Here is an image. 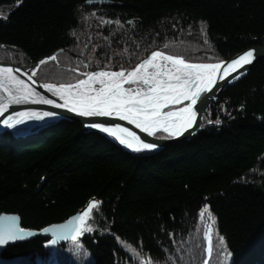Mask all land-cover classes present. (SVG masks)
Listing matches in <instances>:
<instances>
[{"label":"trees","instance_id":"16d2710c","mask_svg":"<svg viewBox=\"0 0 264 264\" xmlns=\"http://www.w3.org/2000/svg\"><path fill=\"white\" fill-rule=\"evenodd\" d=\"M258 44L264 0H0V61L27 66L63 49L36 68L39 81L127 71L156 49L215 62ZM38 128L0 134V214H18L21 227L39 230L92 200L101 202L99 211L87 222L93 231L75 244L54 248L37 236L9 245L4 257L19 256L18 264H203L207 223L199 211L207 205L215 218L208 264L225 260L217 257V235L222 253H230L226 264H264V59L220 94L199 131L181 143L128 153L78 122Z\"/></svg>","mask_w":264,"mask_h":264},{"label":"snow or ice","instance_id":"6c2138e0","mask_svg":"<svg viewBox=\"0 0 264 264\" xmlns=\"http://www.w3.org/2000/svg\"><path fill=\"white\" fill-rule=\"evenodd\" d=\"M86 2L91 4L92 0H86ZM91 15L95 16L96 14L93 12ZM3 18L6 19V17ZM113 23L122 27L119 20H101L102 25ZM132 23L133 21H128V24ZM202 30L206 34V29ZM71 35L75 36L76 34L73 32ZM105 39L107 40V37ZM169 47V44L164 45L165 49ZM256 54L257 50H249L246 54H241L228 62L193 63L187 61L183 56L166 54L159 50L153 51L131 71L100 70L78 73L85 78L78 79L76 83L43 86L47 91L58 96L63 103H56L52 99L41 96L28 83L15 75L12 68L0 67V92L5 94L0 95V117H4L10 105L46 104L85 117L115 116L122 121L135 125L136 128L149 136H154L158 131H162L169 136L176 137L194 127L197 112L193 110V106L197 104L201 93L211 91L218 83V70L221 71L220 80L225 79L224 73L231 75L228 73V69L237 72V75L232 76V80H237L244 75L243 72L238 71V67L242 68L245 64H251L256 58ZM56 59V55L45 58L39 62L36 68L50 60L56 61ZM90 62H92L91 58ZM87 66L85 65V67ZM72 71L78 72V69H72ZM15 72H19V69H16ZM35 74L36 71L33 70L28 79L31 80ZM184 101L190 103L183 107L174 108L175 105H180ZM57 115L58 113L47 111L42 114L34 111L20 112L15 115H8L0 123L8 128H15L17 125L24 124L26 119L42 120L45 117ZM216 123L219 124L220 121L217 120ZM89 127L99 129L101 132L114 137L120 144L137 152L157 147L155 144L141 142L135 133L121 125L106 127L101 124H91ZM100 203L95 200L89 202L86 209L69 221L68 225L43 229V232H51L53 235L49 244H56L58 239L66 240L69 238L75 244L78 242L79 236L92 232L93 228L87 222L92 218L94 210L99 211ZM199 217L207 223V228L204 230L207 240L205 251L211 257L214 249L215 218L207 205L201 208ZM31 235L33 233L25 232L17 226L15 217H0V246L9 241L23 240ZM215 247L217 257H219L224 249L223 237L217 235ZM223 254L225 260H218V264H226L227 257L230 256V253L226 251ZM145 264H151L150 259ZM203 264H208V260H204Z\"/></svg>","mask_w":264,"mask_h":264},{"label":"water","instance_id":"95a60500","mask_svg":"<svg viewBox=\"0 0 264 264\" xmlns=\"http://www.w3.org/2000/svg\"><path fill=\"white\" fill-rule=\"evenodd\" d=\"M60 50H63V49H59V50L53 52L51 55H48L46 57H42L38 61H34L30 65H28L26 67H23L21 65L15 64V63L4 62V61H0V67H10V68H12L14 70V74L15 75H17L20 79H23L26 83H28L30 85V87H32L41 96H43V97H45L47 99H52L56 103H63V101L60 100V98L58 96L54 95L52 92L47 91L43 87L44 85H47V84H52V85H55V86L56 85L59 86L60 84L38 81L34 76H32L31 80L28 79V77L31 75L33 70L36 69V66L39 64L40 61L45 60V58L53 56L54 54H56V52H58ZM249 50H257V54H256V58L253 60V62L251 64H245L242 68L238 67V71L239 72H243L244 75L240 76V78L237 79V80H232V76L237 75V72L233 71L231 69H228V73H231V75H228L227 73H224L225 79L220 80L219 77L221 75V71L218 70V72H217L218 83L212 88L211 91H206V92L201 93L199 98H198V100H197V104L193 106V110L197 112L196 122H195L194 127L188 129L187 131H185L180 136H176V137H172V136H169V137H158L156 135L149 136L147 133L142 132L139 128H136L135 125L129 124L127 121H122L118 117H115V116H112V117H104V116H89V117H85V116H80L77 113L69 112L66 109L55 108L52 105H46V104L22 103V104H18V105H10L9 109L5 113L4 117H0V121H2L3 119H6L8 115H15L16 113H20V112L34 111V112H37L39 114H42L43 112H46V111L47 112H55V113H58L57 116H55V117H47L46 121H44L42 123L45 124V123H47L49 121H61V120L78 122L81 125V127H82V129L84 131L98 133L100 136H103L106 139H108L109 141H111L114 145H116L122 151L128 152V153L137 152V151H134L132 148H128L125 145L120 144L119 141L116 140L114 137H112V136H110V135H108V134H106L104 132H101L99 129L93 128V127H89V125H91V124H101V125L106 126V127H112V126H115V125H121L122 127H124L126 129H128L129 131L135 133V135L140 138L141 142H143V143H151V144H155L157 146L154 149L141 150V151H138V152H146V151L158 150V149L164 148L166 146H169V145H172V144L181 143L183 141H186V140H189L190 138H192L197 133V131H199V129L201 128V126L203 124V116H204V114L206 113L208 108L211 106V104L214 101L217 100V98L220 96V94L228 86H231V85L235 84L236 82L240 81L243 77H245L250 72L252 67L258 61L264 59V44L252 45V46H249V47H247V48H245V49L233 54L232 56H230L228 58H225V59H222V60H219V61H216V62H208V63H222V62L232 61V60L236 59L237 57H239L241 54H246ZM16 69H19V72H15ZM33 81H35V83H33ZM229 81H231V82H229ZM188 103H190V102H187L186 104H184V105H182L180 107H183V106L187 105ZM175 108H179V107H175ZM14 129L15 128H8V127L4 126L2 123H0V132H6V131L12 132V131H14ZM124 135L126 136V134H124ZM133 143H134V146H135V142L134 141H133ZM83 211H84V208L81 209L80 211L76 212L75 214L71 215L68 219H66L64 221L51 223V224L47 225L46 227H44L42 229H39V230L27 229V228L21 227V225H20L21 219H20V216L18 214H15V213H1L0 217H15L17 226L19 228L23 229L25 232L33 233V235L28 236L27 238H25L23 240L9 241L8 243L0 246V264H18L19 263V260H20L19 256L4 257L2 255L3 252L5 251V249L9 245H12L14 243L27 241V240H30V239H32L34 237H37V236L48 237L51 240L53 238L52 233L51 232L45 233V232L42 231L43 229H45V228H58L61 225H68L69 221H71L78 214H81ZM69 241H72L71 238L66 239V240L65 239H58V242L56 244H49V245H51L52 247H57V246H59L61 244L69 242Z\"/></svg>","mask_w":264,"mask_h":264},{"label":"rangeland","instance_id":"374dc122","mask_svg":"<svg viewBox=\"0 0 264 264\" xmlns=\"http://www.w3.org/2000/svg\"><path fill=\"white\" fill-rule=\"evenodd\" d=\"M157 50V49H156ZM150 54V53H149ZM145 59V58H144ZM141 62V61H140ZM139 62V63H140ZM216 62V61H215ZM138 63V64H139ZM193 63H208V62H193ZM31 64V63H30ZM29 64V65H30ZM137 64V65H138ZM28 66V65H27ZM23 67H26V66H23ZM39 81V80H38ZM43 82H45V81H43ZM51 83H54V82H51ZM76 83V82H75ZM55 84H57V83H55ZM126 87H127V85H125ZM187 102H189V101H184L182 104H180V105H175L174 106V108L175 107H180V106H182V105H184V104H186ZM42 123V121H39V122H37V123H35V124H33V125H24V124H22V125H18V126H16L15 127V131H18V132H24V131H30L31 129H32V127L33 126H38V125H40ZM160 134H163V135H160ZM165 135H168L167 133H164V132H162V131H158L157 133H156V136H159V137H165ZM169 136V135H168ZM86 209V208H85ZM206 243H207V241H206ZM223 253H221V255H222ZM220 255V256H221ZM37 262V264H46L48 261H46V263H44L41 259H37L36 260ZM142 261L144 262V258L142 259ZM142 262V263H143Z\"/></svg>","mask_w":264,"mask_h":264},{"label":"bare ground","instance_id":"6f19581e","mask_svg":"<svg viewBox=\"0 0 264 264\" xmlns=\"http://www.w3.org/2000/svg\"><path fill=\"white\" fill-rule=\"evenodd\" d=\"M157 50H159V51H161L160 49H157ZM157 50H154V51H157ZM153 52V51H152ZM151 54V53H150ZM166 54H169V53H166ZM10 63H12V62H10ZM16 64V63H15ZM19 65V64H18ZM136 67V66H135ZM135 67H133V68H135ZM132 68V69H133ZM132 69H130V70H127V71H131ZM36 70V69H35ZM48 83H51V82H48ZM57 84H67V83H57ZM57 86V85H56ZM0 95H5L4 93H2V92H0ZM46 119H47V117H45L44 119H42V120H36V119H26L25 120V123H24V125H33V124H35V123H37V122H39V121H42V122H44V121H46ZM48 261H50V259L48 260ZM49 264V263H48Z\"/></svg>","mask_w":264,"mask_h":264}]
</instances>
